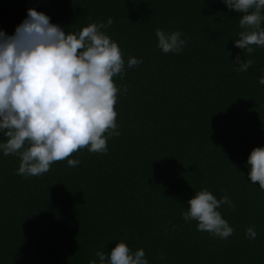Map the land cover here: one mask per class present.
Masks as SVG:
<instances>
[{
	"label": "trees",
	"instance_id": "16d2710c",
	"mask_svg": "<svg viewBox=\"0 0 264 264\" xmlns=\"http://www.w3.org/2000/svg\"><path fill=\"white\" fill-rule=\"evenodd\" d=\"M28 9L65 33L111 17L101 31L121 50L125 74L113 81L128 91L117 93L120 135L106 153L74 152L76 167L65 159L25 177L20 157L0 149V264H99L95 253L119 242L148 264H264V190L247 163L264 147V47L234 46L242 14L223 0H0V30L14 34ZM156 29L186 46L163 53ZM237 55L252 59L247 71ZM130 57L143 63L129 68ZM204 189L235 205L217 209L234 229L226 239L181 215Z\"/></svg>",
	"mask_w": 264,
	"mask_h": 264
},
{
	"label": "clouds",
	"instance_id": "9594fccd",
	"mask_svg": "<svg viewBox=\"0 0 264 264\" xmlns=\"http://www.w3.org/2000/svg\"><path fill=\"white\" fill-rule=\"evenodd\" d=\"M229 10L241 13L239 39L234 46L254 54L255 46L264 47V0H223ZM114 23H92L78 33H65L50 17L28 9L27 17L7 35L0 30V132L7 138L0 143L3 154L20 157L17 175L39 176L50 165L67 159L76 167L78 159H68L74 152L87 148L91 153H106L107 140L119 136L115 105L118 89L114 76L123 80L125 61L118 44L101 29ZM157 47L163 53H178L186 46L182 33L156 29ZM142 59L130 57L127 67H136ZM239 71L252 66V59L235 58ZM264 85V77L259 80ZM107 133V136L104 134ZM27 145V146H26ZM248 176L264 190V147L254 148L247 161ZM183 219L197 221V231L221 239L234 229L217 211L221 205L234 208L227 195L219 200L206 189L196 192L188 202ZM245 235L255 240L256 231L249 227ZM99 264H148L143 249L134 253L119 242L110 253L97 251ZM161 259H164L161 256ZM90 264H97L96 260Z\"/></svg>",
	"mask_w": 264,
	"mask_h": 264
}]
</instances>
